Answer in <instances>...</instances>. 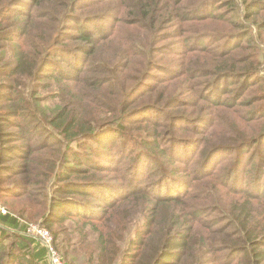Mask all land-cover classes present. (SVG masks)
<instances>
[{"label":"trees","instance_id":"trees-1","mask_svg":"<svg viewBox=\"0 0 264 264\" xmlns=\"http://www.w3.org/2000/svg\"><path fill=\"white\" fill-rule=\"evenodd\" d=\"M120 135L150 181L93 160ZM263 143L264 0H0V184L42 198L0 214V264H48L35 220L64 264H264Z\"/></svg>","mask_w":264,"mask_h":264},{"label":"rangeland","instance_id":"rangeland-1","mask_svg":"<svg viewBox=\"0 0 264 264\" xmlns=\"http://www.w3.org/2000/svg\"><path fill=\"white\" fill-rule=\"evenodd\" d=\"M95 10H98V12H101V7L95 5V3H93V2H89L88 6L85 8V11L87 13H92ZM211 10H212V8L208 9L207 12H205V13H209ZM168 27H170L172 29L173 25H169ZM243 42H244V40H243ZM202 43L203 44H211V41L205 39V40H203ZM238 43H239L238 39L234 40L232 43H230V46L234 47ZM12 54H13V49L11 51V55ZM170 59H171L170 56H168V58L163 60L162 63L169 64L170 63ZM14 63H15V60H14ZM66 69H69V66L66 65ZM231 82H232V80H231ZM231 82H227V81L223 80L221 85H222V87L225 88L226 83L231 85L232 84ZM232 86H234V85L232 84ZM52 89H55V87L52 88ZM143 115L144 116H141L140 118H144L145 119L147 117V118H151L152 120H161V116L158 115L157 113L155 114V113L149 112L148 114H146V115L143 114ZM143 125H145L147 127V130H148L147 133H145V134L141 133V128H142ZM126 129H128L131 132V135L134 137L133 139H130L128 142L136 140L137 141L136 142V146H134V147H136L137 150L143 151L145 149L144 144L142 143L144 138H146V137H150L152 139L157 138V137L153 136L152 133H151L153 128L151 126L143 124V123L135 124V125H133V124L127 125ZM160 135H162L164 137V131H162V133ZM111 142H113L112 146L110 145ZM124 143H125V138L123 136H121V135L120 136H114V138L112 140H110V142H108V143H106L104 145L102 144L103 146H102L101 150H99V152H98L100 155L99 154L95 155L93 160L94 161H101V163H112V164L116 165V172H114L112 174H109V175L122 176V177L124 176L125 170L130 166V164L131 163H135L132 166V168H133L132 175H130L128 177L130 179L132 177V178L138 180L140 183L141 182L150 181V179H149V174H150L149 170L150 169H146V167L142 166L143 164H145L144 161L141 162L140 165L138 164V166H137V163L142 158L139 157L140 155H138V154L130 155L131 152H132V145L129 146V148H125L124 149ZM192 148H193V153H192V156H193V155H195V153H197L196 151H198V150H197V148H194V147H192ZM183 150L186 151V152H189L186 148H184ZM158 151H161V150H158ZM253 151H255V147L254 148H248L245 151L246 154H245L243 162L240 163V165H239L240 168H243V171L246 170V172H244V173H246L247 178H245V179L240 181V183L243 184L246 187H247V184H249L248 178H249V174L251 172V170H248V169H251V163L249 162V156L252 154ZM190 152H192V151H190ZM258 152H259L258 156H262L263 155V153H264V143L260 146V148L258 149ZM103 153H104L105 159H107V160H104L101 157V155ZM125 153H126V155H125ZM105 154H108V155H105ZM180 157L182 158V156H180ZM232 157H233L232 155H226V154H222V153L221 154H217L215 157H213L211 159L210 164L211 165H212V163L222 164L223 161H229L228 163H236L237 161H234V157L233 158ZM133 158H134V160H133ZM93 160H92V162H93ZM10 163L12 165L17 166L18 168L20 167V169L23 170L24 165H23V163H22V161L20 159L15 158ZM93 163H95V162H93ZM147 163L151 164L152 162H151V160H148ZM183 163H185V162H183ZM253 163H255V162H253ZM138 170L139 171L146 170V173L140 178V176L138 174ZM170 171L172 172V176H171L170 172L167 173V174L170 175V177L173 179V177H175L176 175L173 173L172 170H170ZM136 173H137V175H136ZM260 174L262 175L261 179H260V177H257V179H260V181H264V173L261 172ZM22 177H23L22 175L18 176L17 177V182H15V183L4 181L2 184H0L1 185L0 186V205L2 204V206L5 207L6 210H8V211L10 210L9 207H12L13 210H11V212L14 215L20 216V213L24 209H26V211L28 213H32V215H33L35 213V211H36V208H34V207L32 208L31 205L32 204L35 205V203L41 201L42 198L41 197L33 198L32 196L29 199L16 198V197H14V190H11L10 188H8V187H12V188L16 187V190L23 189L22 188L23 187ZM151 177H152V175H151ZM141 179H142V181H141ZM126 182H128V181L126 180ZM41 187H42L41 185H38V186L32 185V186H30V188L33 189V190L41 189ZM203 190H205V185L203 186ZM261 191L264 192V187L261 188ZM20 210H22V211H20ZM25 216H28V215L26 214ZM23 218H25V217H23ZM39 221L35 220V222H26V223H34V224H41L42 225L41 221L40 222ZM7 237H11V236L7 235ZM7 240H10V239H7Z\"/></svg>","mask_w":264,"mask_h":264},{"label":"built area","instance_id":"built-area-1","mask_svg":"<svg viewBox=\"0 0 264 264\" xmlns=\"http://www.w3.org/2000/svg\"><path fill=\"white\" fill-rule=\"evenodd\" d=\"M0 213L7 214L8 210L0 205ZM30 236L38 239L46 248L50 264H64L61 252L55 246V239L52 232L41 224L28 223L27 231Z\"/></svg>","mask_w":264,"mask_h":264},{"label":"crops","instance_id":"crops-1","mask_svg":"<svg viewBox=\"0 0 264 264\" xmlns=\"http://www.w3.org/2000/svg\"><path fill=\"white\" fill-rule=\"evenodd\" d=\"M2 214V213H0ZM25 234L29 235L27 232H25ZM30 236V235H29ZM32 237V236H31ZM35 239V238H34ZM37 241V245L40 247V249H44L45 253H44V256H43V259L46 261V263L50 264V260H49V257H48V253H47V250L46 248L42 245V243L38 240V239H35ZM36 254H38V252H35Z\"/></svg>","mask_w":264,"mask_h":264}]
</instances>
